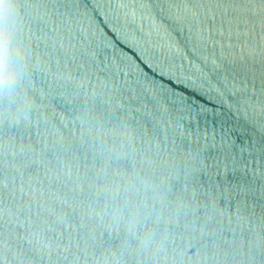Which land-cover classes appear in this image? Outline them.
Returning a JSON list of instances; mask_svg holds the SVG:
<instances>
[{"label":"water","instance_id":"1","mask_svg":"<svg viewBox=\"0 0 264 264\" xmlns=\"http://www.w3.org/2000/svg\"><path fill=\"white\" fill-rule=\"evenodd\" d=\"M0 264H264V0H10Z\"/></svg>","mask_w":264,"mask_h":264},{"label":"clouds","instance_id":"2","mask_svg":"<svg viewBox=\"0 0 264 264\" xmlns=\"http://www.w3.org/2000/svg\"><path fill=\"white\" fill-rule=\"evenodd\" d=\"M16 5L0 0V94L10 96L24 76L26 50L17 41Z\"/></svg>","mask_w":264,"mask_h":264}]
</instances>
